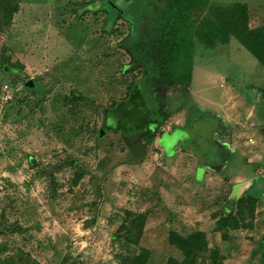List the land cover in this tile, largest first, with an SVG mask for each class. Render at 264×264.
<instances>
[{"label": "rangeland", "instance_id": "374dc122", "mask_svg": "<svg viewBox=\"0 0 264 264\" xmlns=\"http://www.w3.org/2000/svg\"><path fill=\"white\" fill-rule=\"evenodd\" d=\"M87 1L0 0V264H264V0Z\"/></svg>", "mask_w": 264, "mask_h": 264}, {"label": "crops", "instance_id": "0c3cea01", "mask_svg": "<svg viewBox=\"0 0 264 264\" xmlns=\"http://www.w3.org/2000/svg\"><path fill=\"white\" fill-rule=\"evenodd\" d=\"M257 65H254L253 64V67L254 68H257V66L258 65H260V66H262L263 68H264V66L263 65H261L260 63H256ZM250 70V69H249ZM260 73V76H261V78H264V73H262V72H258L257 73V76H258V74ZM262 81H264V79L262 80ZM261 81V82H262ZM221 82V81H220ZM219 82V83H220ZM230 82H232V84H235L236 83V86L235 87H237L238 86V82L236 81V79L234 78V77H231L230 76ZM240 85V84H239ZM243 85H241V87H242ZM231 98H232V96H231ZM230 101H228L227 102V106H224L225 107V110L226 111H223V110H220V108H222L221 107V103H213V105L216 107H214L211 103H208V105L212 108V110L211 111H213L214 112V110H215V113L214 114H216V115H214L215 117L216 116H225V117H222V120H224L225 122H226V127L228 128V129H233L234 127H235V123H237L238 122V120L237 119H235V114H236V112L238 111V108L236 107V106H238L237 104H240L241 105V103L242 102H240V101H231L232 102V104H230L229 103ZM258 104L260 103V105L261 106H264V96H262V97H258ZM228 103L230 104V106L228 105ZM203 104V103H202ZM239 105V106H240ZM248 107H246V106H241V110H243V116L242 115H239V121H240V124H242V126H245L246 124H247V122H248V120H249V114H248ZM263 109H264V107H263ZM256 114V116H257V114H259L258 116H257V118L259 119V120H264V110H263V112H262V114H261V110L257 113V110H256V103H255V105H254V108H253V111H252V115L253 114ZM247 114V115H246ZM261 114V115H260ZM213 116V117H214ZM262 118V119H261ZM218 124H220V123H218ZM190 129V128H189ZM179 130H181L182 131V129H179ZM188 132H190V130H187ZM185 133H186V131H184ZM187 132V133H188ZM169 134V133H168ZM167 134V135H168ZM173 134V133H172ZM172 134H170L169 136L170 137H172ZM189 134V133H188ZM166 135V134H165ZM176 145V144H175ZM241 185H244V183H241Z\"/></svg>", "mask_w": 264, "mask_h": 264}, {"label": "trees", "instance_id": "16d2710c", "mask_svg": "<svg viewBox=\"0 0 264 264\" xmlns=\"http://www.w3.org/2000/svg\"><path fill=\"white\" fill-rule=\"evenodd\" d=\"M97 1L100 2L98 5L99 8L105 7V6L110 7V8H116V4L113 2L114 0H90V1L84 2V11H93L94 6H95ZM237 9L239 11L238 15L241 16V18H243V20H245L246 16H247L246 15L247 14L246 6L242 5V4H238ZM262 29H264V28L262 27L259 30H262ZM245 31L247 33H253L254 32V30L248 29L246 27V25L244 24V29H237V31H235L234 33H235V36H237L239 38V40L245 45V47L249 49L250 48L249 45H247V42L242 38ZM263 66H264V64H263ZM194 235L196 236V234H194ZM169 237H170L169 243L172 245L175 243V241H176V243H181L183 241L179 238L177 232H172ZM142 251L146 252L145 250H142ZM140 254H143V252H141ZM128 259H130L128 261H130L131 264H135V263L137 264L139 262H141V264L146 263L141 255H138V256L135 255L134 258H128ZM149 264H151V263H149ZM166 264H172V263L169 260L166 262Z\"/></svg>", "mask_w": 264, "mask_h": 264}, {"label": "built area", "instance_id": "2783aa9c", "mask_svg": "<svg viewBox=\"0 0 264 264\" xmlns=\"http://www.w3.org/2000/svg\"><path fill=\"white\" fill-rule=\"evenodd\" d=\"M8 97V96H7ZM7 97H4V100H6L7 99Z\"/></svg>", "mask_w": 264, "mask_h": 264}]
</instances>
